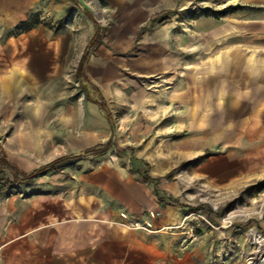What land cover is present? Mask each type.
Returning <instances> with one entry per match:
<instances>
[{
    "label": "rangeland",
    "instance_id": "374dc122",
    "mask_svg": "<svg viewBox=\"0 0 264 264\" xmlns=\"http://www.w3.org/2000/svg\"><path fill=\"white\" fill-rule=\"evenodd\" d=\"M142 1L169 13L149 27L120 22L116 6L89 11L79 1L42 0L25 22L0 30V74L13 79L7 95L0 89V156L29 172L113 144L47 171L13 196L3 193L13 237L22 214L32 224L35 205L87 200L120 233L134 232L155 264H264V255L247 259L254 238L264 249V0H134L126 11ZM106 48L122 71L92 82L84 64ZM166 58L172 70H156ZM13 65L23 77L9 72ZM95 102L105 104L114 131ZM146 169L155 184L143 180ZM0 171L12 175L9 166ZM98 171L140 175L158 207L142 209L143 220L118 210L116 198L98 194L86 177ZM133 220L141 227L133 229Z\"/></svg>",
    "mask_w": 264,
    "mask_h": 264
},
{
    "label": "crops",
    "instance_id": "0c3cea01",
    "mask_svg": "<svg viewBox=\"0 0 264 264\" xmlns=\"http://www.w3.org/2000/svg\"><path fill=\"white\" fill-rule=\"evenodd\" d=\"M41 1L0 0V30H8L25 22L36 11V7ZM78 1L89 11L98 8L104 10L109 5H111L110 9L113 10L116 6L118 11L116 10L117 12L114 13L117 20L120 22L137 20L139 23L141 22V25L147 21L150 24L154 16L168 10L164 8V10L162 8L153 9L142 1L133 10L131 7L126 11L127 7L125 6L132 4L134 0ZM120 10L121 15L119 14ZM103 16H105L104 13L100 14L99 17L103 18ZM121 26L122 24L118 23L112 24L113 28L110 26V30L105 31V36L112 34ZM110 48L113 50L115 45H110ZM109 52V49L106 48L105 50H97L88 56L84 64V71L90 81L101 82L118 78V75H114L113 72L120 73L123 63L121 61L114 62V68L108 57ZM165 60L156 70L163 72L172 70L173 63L170 64L167 58ZM149 71L154 70L150 68ZM20 77L23 76L20 75ZM258 77L260 80H264V67H261ZM12 80L11 77L5 76L3 78L0 74V89L3 94H8L13 84ZM191 80L200 79L197 76ZM67 162L69 161L60 164L59 169ZM50 172L57 173L58 171L50 170ZM102 176L101 171L94 172L91 176L90 174L86 175L90 179L93 177L92 183L95 186L93 189L98 194H109V196L116 198L118 210L129 214L133 213L137 215V219L143 220L146 219V215L140 216L139 212L142 209L152 210L158 207L154 201L152 188L142 180L140 175L129 172L121 174L117 178H108V176L104 178ZM6 177L11 179L12 175ZM3 193L8 192L0 193V264H155L153 255L142 247L144 243L134 232L120 233L116 228L106 223L104 220L106 214L102 207H92L91 202L87 200L83 203L77 201L74 205L52 208L37 204L32 210L34 213L32 224L22 219V214L20 234L13 237V225L10 221L12 220V208L5 204L9 198ZM16 193L8 194L13 196ZM1 194L3 195L1 196ZM92 203H94L93 200ZM45 212H48V215H45ZM24 216H27V212L24 213Z\"/></svg>",
    "mask_w": 264,
    "mask_h": 264
},
{
    "label": "trees",
    "instance_id": "16d2710c",
    "mask_svg": "<svg viewBox=\"0 0 264 264\" xmlns=\"http://www.w3.org/2000/svg\"><path fill=\"white\" fill-rule=\"evenodd\" d=\"M69 1H71L74 4L78 3V0H69ZM168 12L169 11H164V12L154 16L151 19L149 26L153 25L156 21L161 19ZM86 13H88V17L91 20H93L90 16L89 12L86 11ZM95 35H96V33L90 39L89 44L95 42ZM82 62H83V57H81L79 62H78V68H81ZM84 93L86 95V99H89L87 96V92L85 90H84ZM95 103L97 104L99 109L105 111V118L107 120V123L109 124L111 131H114V122H113V119H112L110 112L105 110V104L99 103V102H95ZM112 145L113 144H112L111 140H109L106 143V145L101 149H89V150L84 151L83 154H78V155H71V154L61 155V156H58V157L52 159L51 161H49V162H47V163H45L39 167L32 169L29 172L20 170L17 166L8 162L4 155L0 156V165L9 166L11 173H12V178L10 179V178L6 177L2 171H0V193H2V192H8V193H12V194L16 193V191H18L19 185L29 184L36 177H38L39 175H41L47 171H50V170L54 171V172L59 171V165L66 162V161H71L73 159H79L82 157V155H100V154L104 153L107 149H109ZM124 151L125 150L123 149V150H120L119 152L123 153ZM142 178L144 181L153 182L154 184L156 183V180L149 176L147 169L143 172ZM187 207L192 211L197 209V208H192L190 206H187Z\"/></svg>",
    "mask_w": 264,
    "mask_h": 264
},
{
    "label": "bare ground",
    "instance_id": "6f19581e",
    "mask_svg": "<svg viewBox=\"0 0 264 264\" xmlns=\"http://www.w3.org/2000/svg\"><path fill=\"white\" fill-rule=\"evenodd\" d=\"M14 70H17L18 73H19V75H21V76H23V75L25 74V70H24L23 68H21V67H18L17 65H13V66H11V67L9 68V72H10V73H12ZM253 244L256 245L255 249H254L253 252H252V254H253L254 257H249V258H247V259H253V260H254V259L257 258L258 256H262V255H264V249L261 248V247H260V248L257 247V244H261V241L259 240V237L256 238V239L254 238ZM227 254H228V253H225V252L223 251L222 257H223V258H224V257L229 258V256H228ZM249 263H251V264H260V263H252L251 260L249 261Z\"/></svg>",
    "mask_w": 264,
    "mask_h": 264
},
{
    "label": "built area",
    "instance_id": "2783aa9c",
    "mask_svg": "<svg viewBox=\"0 0 264 264\" xmlns=\"http://www.w3.org/2000/svg\"><path fill=\"white\" fill-rule=\"evenodd\" d=\"M149 215H150V216H153L152 213H149ZM122 217H125V215L122 214ZM130 225H131L132 227H134V228H140V227H141V226H140V221H138V220H133V221H131V222H130Z\"/></svg>",
    "mask_w": 264,
    "mask_h": 264
}]
</instances>
